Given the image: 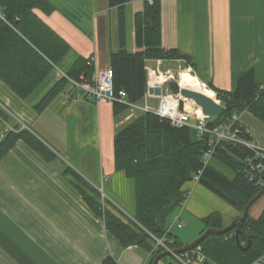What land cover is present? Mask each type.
Wrapping results in <instances>:
<instances>
[{
  "label": "crops",
  "instance_id": "obj_1",
  "mask_svg": "<svg viewBox=\"0 0 264 264\" xmlns=\"http://www.w3.org/2000/svg\"><path fill=\"white\" fill-rule=\"evenodd\" d=\"M48 1L53 5L50 14L34 11L70 45L71 57H92L96 68L109 66L110 55L120 49L117 8L110 7L107 0ZM159 2L162 47L190 56L197 78L231 90L242 70L252 63L256 81L264 82V0ZM144 4L145 0L125 3L124 49L129 53L138 50L133 18ZM180 62L184 64L183 59H160L159 68L168 70ZM146 63L158 66L154 59ZM57 71L50 74L53 81L61 77ZM77 93L75 88H67L37 113L0 82V104L13 121L57 156L46 162L18 140L0 160V264H98L107 255L117 264L153 262L152 252L139 246L121 248L105 229L103 219L92 213L60 173L63 166H69L104 195L111 211L116 213L114 204L125 215L134 213L133 179L115 170L113 164V136L130 120L129 111L115 118L112 102H95ZM155 99L149 96L146 101L152 105ZM239 121L255 139L242 115ZM255 140L264 144V137ZM198 184H187L191 194L184 207L190 204L189 210L197 218L219 211L205 213L202 204L191 202ZM226 209L231 218L239 216L236 209ZM259 214L255 211L251 217ZM228 222L222 219L224 226ZM198 230L186 234L169 229L184 243L193 240ZM156 264L167 262L159 258Z\"/></svg>",
  "mask_w": 264,
  "mask_h": 264
},
{
  "label": "trees",
  "instance_id": "obj_2",
  "mask_svg": "<svg viewBox=\"0 0 264 264\" xmlns=\"http://www.w3.org/2000/svg\"><path fill=\"white\" fill-rule=\"evenodd\" d=\"M130 0H107L110 7L117 8L118 41L120 49L109 58L115 93L123 90L127 100L139 102L146 90L147 74L144 68L148 59H183L186 66L194 67V60L175 49H164L161 44L160 2L145 1L142 11L135 13L134 34L138 48L129 53L124 49L126 36L125 3ZM0 82L17 97L26 101L38 113L62 91L69 79L90 80L94 66L89 57H71L70 45L36 13L53 11L48 0H0ZM54 70L63 75L51 83L40 98L30 103V96ZM207 87L215 92L223 107L218 116L210 117V126L223 124L232 115L244 112L264 123V82L255 79L253 64L246 66L236 78L231 90L216 88L210 81ZM126 106L113 102L116 118ZM8 124L12 129L0 136V160L16 141L21 140L46 162L57 156L30 130L13 121L9 112L0 104V129ZM239 136L249 140L250 133L238 120ZM207 137H198L188 126H173L170 120L154 112L142 111L113 136L114 169L122 171L134 182V213L127 216L114 204L113 212L106 207L109 202L101 192L92 186L69 166H63L60 173L81 195L83 201L95 215L103 219L104 227L115 238L121 248L139 246L152 252L154 260L164 249L155 245L153 237H165L170 248H179L182 242L176 234L168 231L172 216L188 190V183L200 171L198 183L235 208L241 215L247 202L262 188L246 176L245 160L250 150L237 142L222 141L214 148L210 160L203 164L202 155L207 149ZM224 165L233 171L231 178L216 167ZM122 217H121V216ZM125 218V219H124ZM202 227L196 233L200 236L207 228H222L219 211L214 210L200 217ZM242 250L236 243L234 229ZM171 239V241H167ZM192 241V240H191ZM190 241V242H191ZM189 243V242H188ZM198 245L204 255L202 264H249L264 253V206L257 218L248 215L243 222H237L223 234H207ZM167 264H177L172 254L161 256ZM98 264H117L107 255Z\"/></svg>",
  "mask_w": 264,
  "mask_h": 264
},
{
  "label": "built area",
  "instance_id": "obj_3",
  "mask_svg": "<svg viewBox=\"0 0 264 264\" xmlns=\"http://www.w3.org/2000/svg\"><path fill=\"white\" fill-rule=\"evenodd\" d=\"M146 1L150 3L152 2V0ZM0 17L2 18L1 8ZM90 61L94 66V71L89 81L82 78L80 81L69 79L68 88L77 89L78 96L92 98L95 102L116 101L122 103L129 110L128 117H135L136 111H150L168 118L173 126H188L192 128L198 137H207L208 146L202 155L203 164H206L210 160L215 146L222 141L237 142L244 145L250 150V155L245 160L244 172L249 180L253 181L255 185H264V144L251 139L246 140L239 136V127L233 125L238 121L237 115L233 114L231 119L223 124L210 126V117L204 115L197 105L191 100L181 97L179 94L172 93L168 89L165 84L170 77L168 71L160 70L159 66L152 68L147 64L144 66L148 74L144 101L142 104L130 102L127 100L125 91L119 90L115 93L112 81V69L110 66L96 68L94 65L95 60L92 57L90 58ZM157 64H159V60H157ZM156 85L161 86V94L158 96L159 101L157 106H151L147 103L146 99L153 95L147 91V88ZM204 85L206 86V84ZM186 103L189 105L187 106ZM199 174L200 171L193 175L191 183H198ZM190 194L191 191L188 189L184 194V199L179 205V210L172 216L170 226L175 225L181 227L183 225V220L181 219L180 214ZM165 237L166 236H163L162 238H153L156 245L161 246L164 249H169ZM167 241L169 242L171 239H168ZM174 257L179 264H202L205 258L201 252L200 246H195L185 253L174 254ZM249 264H264V253L256 257Z\"/></svg>",
  "mask_w": 264,
  "mask_h": 264
},
{
  "label": "rangeland",
  "instance_id": "obj_4",
  "mask_svg": "<svg viewBox=\"0 0 264 264\" xmlns=\"http://www.w3.org/2000/svg\"><path fill=\"white\" fill-rule=\"evenodd\" d=\"M189 67L190 66H186L185 63L182 64L180 62V64H176V65L172 66L171 68H169L168 70H164V69L163 70L168 71V74L170 75L169 78L171 80L182 81V80H185L186 78H188L189 76L194 75L193 71H190ZM185 70H188V71L184 72ZM57 72H59L61 75H63L61 71L58 70ZM52 82H53V77L49 76L47 78V80H45L37 88V90L30 96L29 102L30 103L36 102L40 98V96L46 91V89L51 85ZM201 82H203V81H201ZM207 89H209V88H207ZM210 91H212V90H210ZM214 98L216 99L215 94H214ZM157 104H158V100L155 99L152 102V106H157ZM186 105L188 106L189 104L186 103ZM242 120L250 126L251 133L255 139L260 140L262 137H264V123H262L260 120L256 119L255 117L249 115V113H247V112H244L242 114ZM4 126H5V124H4ZM4 126H3V132H5ZM216 167L225 176H227L229 178H231L233 176V171L230 168H228L224 165H221V164H218ZM190 200H191V202H195L197 204H202L205 208L204 209L205 213L209 212L212 209H218L222 213L221 214L222 219L224 221H229L227 224H229L234 219V218H231L232 214H231V212H228L226 208H231L232 211H234L235 208L232 209L231 205H229L228 203H226L225 201L220 199L217 195H215L211 191L204 188L201 184H198V186H197L196 190L194 191ZM263 206H264V194L255 203H253V205L250 207L249 216H253V213L255 211L261 212ZM189 207H190V204L188 205V207H186V208L184 207L182 210V213H181V217L184 220L182 229H179L178 227H176L174 225L173 227H171L172 232L178 231V232H183V233L189 234V233H193L194 231L196 232L198 229H200L202 227V224L199 221V218H197L191 214L192 212L189 210ZM169 221H171V220H169ZM169 225H170V223H169Z\"/></svg>",
  "mask_w": 264,
  "mask_h": 264
},
{
  "label": "water",
  "instance_id": "obj_5",
  "mask_svg": "<svg viewBox=\"0 0 264 264\" xmlns=\"http://www.w3.org/2000/svg\"><path fill=\"white\" fill-rule=\"evenodd\" d=\"M167 86L172 93H179L182 97L192 100L197 106L200 107L202 113L208 117L218 116L223 112V107L219 104V102L214 97H209L200 92L190 90L188 88H181L177 82V80H168ZM148 92L154 96H159L161 94V87L159 85L149 87ZM264 194V188L260 189L245 205L241 215L234 218L229 224L222 228H207L200 236L193 239L191 242L179 247L172 248L169 250H165L161 254H159L152 262V264H156L157 260L161 256H166L169 254H178L182 252H186L197 245L207 234H223L234 227L237 222H243L249 212L250 207L255 203L262 195ZM234 236L237 245L242 249L246 250L248 246L242 247L239 236L238 229H234Z\"/></svg>",
  "mask_w": 264,
  "mask_h": 264
},
{
  "label": "bare ground",
  "instance_id": "obj_6",
  "mask_svg": "<svg viewBox=\"0 0 264 264\" xmlns=\"http://www.w3.org/2000/svg\"><path fill=\"white\" fill-rule=\"evenodd\" d=\"M177 82L181 88H188L190 90H194L202 94H205L209 97H214L213 92L207 89L204 83L201 82L195 75H191L185 80L177 81Z\"/></svg>",
  "mask_w": 264,
  "mask_h": 264
}]
</instances>
